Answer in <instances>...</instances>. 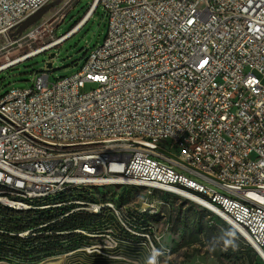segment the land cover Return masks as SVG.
<instances>
[{
    "label": "built area",
    "instance_id": "obj_1",
    "mask_svg": "<svg viewBox=\"0 0 264 264\" xmlns=\"http://www.w3.org/2000/svg\"><path fill=\"white\" fill-rule=\"evenodd\" d=\"M49 1L0 0V73L49 49L21 54L24 39L37 30L24 34L26 18ZM101 4L108 32L79 72L51 83L43 71L31 87L0 97L1 197V182L36 198L52 187H72V177L89 184V178L99 183L132 174L143 188L184 192V198L224 212L256 252L253 264H264V0ZM86 76H93V85H86ZM101 134L108 142H100ZM36 143H45V150H36ZM185 186L222 197L224 206L203 205ZM103 201L77 205L71 214L94 216ZM15 203L19 208L23 201ZM128 209L111 208L95 233L79 232L80 249L72 243L71 255H49L37 264L121 260ZM114 214H122V222ZM151 229L131 233L145 241L157 264ZM17 233L22 242L32 240L26 227ZM104 233L112 241H104ZM88 238L99 239V246L88 247Z\"/></svg>",
    "mask_w": 264,
    "mask_h": 264
},
{
    "label": "rangeland",
    "instance_id": "obj_2",
    "mask_svg": "<svg viewBox=\"0 0 264 264\" xmlns=\"http://www.w3.org/2000/svg\"><path fill=\"white\" fill-rule=\"evenodd\" d=\"M95 4H100L98 10L66 41L2 71L0 97L12 88L31 87L43 71L49 74L51 83L79 72L89 52L103 43L108 32L101 0H50L32 15L36 16L34 21L25 23L24 34L37 30L35 37L24 39L21 54L46 48L68 35ZM16 57L17 54L12 56ZM48 63H52L51 68ZM95 191L99 199H111L130 209L148 208L139 227H152V240L160 253L157 264H251L254 249L230 224L196 202L140 186L106 185ZM121 253V260L111 262L56 258L45 264H150L153 257L145 241L131 232L125 234Z\"/></svg>",
    "mask_w": 264,
    "mask_h": 264
},
{
    "label": "bare ground",
    "instance_id": "obj_3",
    "mask_svg": "<svg viewBox=\"0 0 264 264\" xmlns=\"http://www.w3.org/2000/svg\"><path fill=\"white\" fill-rule=\"evenodd\" d=\"M96 4L91 9V12L88 13L83 22L77 26L72 32L69 33L68 37L73 35L80 27L83 25L86 20L94 12ZM36 16H29L28 21L25 23H30L35 19ZM67 37V38H68ZM58 43H53L52 45L46 47L57 46ZM45 48V49H46ZM44 49V48H43ZM86 85H93V76H86ZM100 142H108V134L100 135ZM36 150H45V143H36ZM38 170H45V163H38ZM125 182H132V174H122L120 178H112L111 181H101L96 183V178H89V184L85 182V177H72V187L71 186H61V187H52L51 191L48 193H39L36 198L34 196H26L25 193H18L10 191L11 182H1V192H6V198H2L0 195V207L3 208V213L0 210V264H27L26 261L35 260L40 257V247H46L45 240L42 238L47 232L45 228L47 227L46 223L39 222V219H34L30 221L26 227V233H32V240L27 242L23 241V234L17 233L16 230L8 228V226L17 227V224L9 216V210L16 211H28V210H38L42 212L46 209H51L52 207H71V210H74V207L81 204H86L91 201L103 200L99 199L96 195V188L103 187L106 185L114 186H124ZM131 186H140L143 187L142 180H135L131 183ZM185 193H192V196H201V202L203 205H210L216 207L224 206V199L220 196H211V195H201V189H192V186H185ZM176 196L184 198V192H177ZM60 198H64L63 201H60ZM19 203V208H17V203ZM111 208L114 209H125V206H122L120 203H117L114 200L106 199L102 203V209L99 212H94L95 220L91 225L79 227L74 230V232L79 233H95L96 229H99V225L104 222L108 217V212ZM71 210L68 211L65 215L68 216L71 214ZM214 213L216 216L229 223V216H225L224 212H215V210H209ZM145 212H137L134 209H128V212H124L123 221V230L125 232L141 233L139 225L142 224L145 220ZM115 222H122V214H114ZM25 220L24 223H26ZM151 227V226H147ZM243 238V237H242ZM20 240V241H19ZM246 241V239H244ZM5 241L9 242V245L5 244ZM104 241H112L111 233H104ZM73 243V249H80V242H70L67 241L64 245L65 249L62 251L54 250L51 255H56L60 253L62 256L71 255V244ZM99 246V239L97 238H88V247ZM22 255L24 257H19ZM19 257V258H14ZM24 260L22 262H8L7 260ZM67 260V259H62ZM60 262H53L49 264H59ZM37 264V263H31ZM253 264V263H252Z\"/></svg>",
    "mask_w": 264,
    "mask_h": 264
},
{
    "label": "trees",
    "instance_id": "obj_4",
    "mask_svg": "<svg viewBox=\"0 0 264 264\" xmlns=\"http://www.w3.org/2000/svg\"><path fill=\"white\" fill-rule=\"evenodd\" d=\"M99 6L100 4L97 5L94 12L98 10ZM60 200H62V198ZM70 210L71 207H52L51 209H46L42 212H39L38 210H28V211L9 210L10 212L9 216L17 224L16 227L17 230H22L25 228V226H28L30 221L34 219H39V222H43L47 224L45 231L46 232L50 231V233H46L44 236H42L46 244L44 254L35 260L26 261L27 264L38 263L39 261H42L43 259H45L46 257H48L53 253V249L62 251L63 249L66 248L64 244L67 241L78 242L82 237L78 233L74 232V230L79 227L91 225L95 220V218L92 215L84 212H77L66 216L65 214ZM25 220H27L26 223H24ZM237 235L240 236L238 232ZM212 237H214L213 234ZM255 257H256V252L254 251V257L250 259L251 264L255 260ZM7 261L22 262L24 260L15 261L11 259Z\"/></svg>",
    "mask_w": 264,
    "mask_h": 264
},
{
    "label": "clouds",
    "instance_id": "obj_5",
    "mask_svg": "<svg viewBox=\"0 0 264 264\" xmlns=\"http://www.w3.org/2000/svg\"><path fill=\"white\" fill-rule=\"evenodd\" d=\"M150 264H156V256H153L152 258H150Z\"/></svg>",
    "mask_w": 264,
    "mask_h": 264
},
{
    "label": "water",
    "instance_id": "obj_6",
    "mask_svg": "<svg viewBox=\"0 0 264 264\" xmlns=\"http://www.w3.org/2000/svg\"><path fill=\"white\" fill-rule=\"evenodd\" d=\"M96 7H97V5H96ZM96 7H95V8H96ZM95 8H94V10H95ZM33 21H34V20H33ZM48 67L51 68V67H52V63H48Z\"/></svg>",
    "mask_w": 264,
    "mask_h": 264
}]
</instances>
